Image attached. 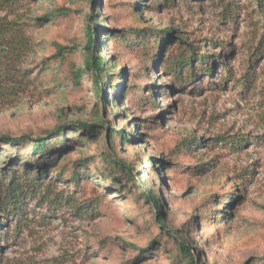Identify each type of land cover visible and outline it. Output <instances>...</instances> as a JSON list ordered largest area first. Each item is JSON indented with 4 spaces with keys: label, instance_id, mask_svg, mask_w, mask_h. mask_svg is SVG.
I'll return each instance as SVG.
<instances>
[{
    "label": "rangeland",
    "instance_id": "obj_1",
    "mask_svg": "<svg viewBox=\"0 0 264 264\" xmlns=\"http://www.w3.org/2000/svg\"><path fill=\"white\" fill-rule=\"evenodd\" d=\"M153 1L147 9L134 0H97L94 10L91 0H22L9 16L26 24L31 50L12 60L16 70L10 74L22 75L14 80L17 90L4 88L11 82L2 79L0 64V136L22 139L18 146L0 144V170L22 174L27 163L56 162L43 171L30 167L28 177L41 179L37 186L25 179L24 218L17 229L19 217H0V264H181L160 218L199 264H264V8L256 0ZM46 14L55 16L39 27L36 19ZM91 17L106 27L99 33L102 59H114L116 74L124 71L118 80L122 93L131 87L117 111L123 117L104 115L114 130L133 129L138 140L132 144L110 143L109 127L92 116L103 111L91 73L83 68ZM108 28L111 35L135 28L145 36L152 29L170 35L161 66L185 49L186 55H208L212 73L195 65L193 80L179 85L161 67L152 71L147 40H138L145 47L131 48L109 40ZM58 45L64 47L61 58L54 56ZM150 82L161 86L142 92L154 96V105L138 106L135 86ZM113 85L107 96L115 93ZM62 109L66 123L59 119ZM76 121L96 125L99 134L85 138L78 128L72 133L69 124ZM58 126L61 134L49 137L52 156L34 155L31 145ZM61 136L64 144H56ZM146 157L155 160L157 174ZM84 158H91L95 173L88 165L77 168L88 179L73 182L74 162ZM123 165L132 168L136 185L123 178ZM7 182L0 171V185ZM151 188L163 215L142 196ZM90 199L100 204L99 216L85 212ZM153 240L157 250L139 259Z\"/></svg>",
    "mask_w": 264,
    "mask_h": 264
},
{
    "label": "trees",
    "instance_id": "obj_2",
    "mask_svg": "<svg viewBox=\"0 0 264 264\" xmlns=\"http://www.w3.org/2000/svg\"><path fill=\"white\" fill-rule=\"evenodd\" d=\"M96 1L97 0H91L92 4L94 5V10L96 7ZM165 2H169L170 5L173 3V0H164ZM141 2H148V0H134L133 5L136 6L137 8H147L151 9L152 6H154V1L151 0L149 3L150 5L146 7V5L141 4ZM258 7L260 9L264 8V0H256ZM22 4V0H0V13L5 12L6 15H0V64L2 63L4 66V69L2 70L3 72V78L4 80H10L11 85L4 88H10L11 90H17L18 86L15 83L14 80L17 79L19 76L17 73L14 77V73L10 74L11 70H16V67L13 68L11 66L12 60H18L20 59L21 56H23L26 52L31 50V41L28 39L25 33V23H21L20 21L16 20H10L9 16L13 14V12L20 7ZM55 15H44L38 17L36 20L39 23V27H43L51 21ZM104 24L107 22L105 17H101L100 19ZM90 24L88 25L87 31H86V44L83 48L84 51V61H83V68L91 73L92 80H93V86L95 89V93L98 97V108H101L103 111V114L100 115L97 111L93 113L92 116L94 118H97L99 121L98 124L100 126L106 125V127H109V135L108 139L109 142H115L117 141L119 144L122 145H128L132 144L133 141L138 140V138L133 134V129H129L128 126L126 125L124 128L121 130L117 131L113 129V124H109L107 122V118L109 116H112L115 120L116 119H121L123 115L118 113L117 111L121 108L122 105H124L125 100L129 97L131 91L129 89H125L124 93H122V86L121 84L118 83V80H121L124 76L125 73L122 71L119 74H116L114 71L115 68V61L114 59H108V60H103L101 57V42L99 40V33L102 32L106 27L103 24H99L97 22V19L94 17H91L89 19ZM107 32L109 33V40H112L113 38L117 42L120 40V42L124 41L126 46H131L134 47L136 44H143L144 47L147 45V43H144L145 41H138L140 39L147 40L151 46H152V52L150 53L149 60L150 62L154 65L152 71L155 72L157 68L161 67V72L169 74L174 80L176 79L179 85H182L183 83L187 82L186 85H188L192 80L193 76L195 74V65H198L202 67L204 70L203 72L211 75L212 73V66H210L209 63H211L212 59L208 55H198L194 51L190 50L189 54H185L187 50L182 49L183 51L180 52L179 56L174 58L170 62L169 65H163L161 66V59L163 61L164 57V46L166 42L170 39V37L167 34H160V31L157 30H150V33L148 36H145L146 34L144 29H128L125 33V31H120L119 35H111L114 33V30L112 28H108ZM161 35V36H160ZM133 38V42L129 40V38ZM150 38H155L154 43H152ZM108 40V41H109ZM137 40V41H136ZM182 41H179L178 44H181ZM169 45H172L168 44ZM178 48V47H177ZM64 50V47L58 45L56 52L54 56L61 58L63 56L62 52ZM5 58L4 60H2ZM55 58V57H53ZM168 59V57H167ZM160 61V63H158ZM164 62V61H163ZM158 63V64H157ZM149 66L145 67V70L148 69ZM20 70V69H18ZM10 75V77H8ZM13 76V77H12ZM81 72H77L75 75L76 81L81 80ZM20 80H22V75L19 76ZM109 82H113V90L111 91L110 96H107L105 90L108 86L109 87ZM125 87V86H123ZM149 87H155L156 89H161V86H155L153 82H150L148 86H143V87H137L135 86L134 92L137 93L141 97V99L137 102L138 106H146L148 104L154 105V101L152 97L154 96H147L143 97L142 92H144L146 89ZM171 87V86H170ZM172 88V87H171ZM112 89V88H111ZM125 92H127L126 95ZM133 92V93H134ZM110 98V99H109ZM121 104V105H120ZM58 114H60V121L63 120L62 115H65L64 109L57 111ZM109 112V116L105 117L104 113ZM153 118H148L145 119V122L152 121ZM64 121V120H63ZM62 121V122H63ZM66 123V121H64ZM73 128H71L72 133H76L77 128L80 129V131L85 133V138L89 137H95L96 135L99 134V127L96 125H92L91 123H85V122H71L69 124ZM63 130V127L58 126L56 129H51L50 132L44 137L36 140V143L32 144V153L34 155H37L39 157L45 156L46 157H51L53 152V149L51 147V142L54 141H49V137H57L58 135L61 134ZM126 130H129L126 132ZM61 140H55L57 142L56 144H64L62 143L63 136L60 137ZM88 140V139H86ZM65 141V140H64ZM22 143V139H16V138H10L9 135H3L0 136V144L5 145L9 144L11 146H18L19 144ZM55 145V144H54ZM60 146V145H59ZM61 151V150H60ZM91 159V158H90ZM87 158H84L83 161H75L74 166L72 167V173H70V178L72 179L73 182H77L79 179H88L87 175H84V177H80L81 175L78 174L77 168H81L88 165L89 169L92 170V174L94 175V167L88 163ZM154 159L152 157H146V162L149 163L151 167L152 174H157L155 168H154ZM56 162V158L49 159L47 161H44L43 163H37L35 165L32 164H25L24 167H27L26 170L23 171L22 174H16L14 171L11 169L9 170L8 167L1 169L0 171L3 173L5 179L8 180L6 184L0 185V217L2 215L7 216V217H13L18 219L15 220L17 226L16 229L22 224L23 222V209L21 208V205L23 201L26 199V193L28 192L27 190L24 189V187L28 184L26 183L25 179L28 178L31 180V184L33 186H37L40 183L41 177L39 175L37 176H29V173L34 172V169L31 168H36L38 171H43V166L46 164H53ZM122 171L126 173V175L123 177L128 181H132L134 185L135 183V178L132 174V168L128 165H123L121 166ZM8 172V173H6ZM118 180V179H114ZM27 187V186H26ZM143 198L147 201L148 204L157 207L159 210V214L163 215V205L159 202V199L155 193V190L153 188L150 189V191H145L143 193ZM87 205L85 208V212L94 215L99 216L101 213L100 210V204L97 203L95 205L96 200L95 199H90L88 202H86ZM95 205V206H94ZM218 211V209H217ZM217 220L220 219L219 216L216 218ZM2 223H0V226ZM160 228L165 231L166 235L176 241L177 244V249L179 251V259L181 261V264H199L197 260L195 259L193 253L191 252V247L181 238H178V232L171 231L168 229V227L165 226V223L163 219L160 218ZM156 241L153 240L151 244L148 246L147 249L141 250V256L139 259L143 258L144 254H150L152 250L156 251ZM136 249V248H134ZM134 262H130L128 264H133Z\"/></svg>",
    "mask_w": 264,
    "mask_h": 264
}]
</instances>
